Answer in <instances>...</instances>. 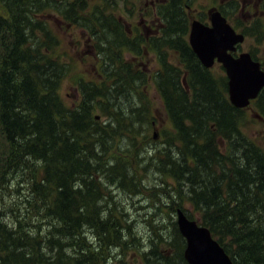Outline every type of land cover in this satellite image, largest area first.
Instances as JSON below:
<instances>
[{
	"label": "trees",
	"instance_id": "1",
	"mask_svg": "<svg viewBox=\"0 0 264 264\" xmlns=\"http://www.w3.org/2000/svg\"><path fill=\"white\" fill-rule=\"evenodd\" d=\"M188 1L152 3L158 27L147 40L109 11L118 0H0V264H103L104 241L124 244V228L131 237L113 190L160 196L137 164L174 181L171 204L208 228L233 264H264V149L242 130L248 108L231 104L227 77L192 50ZM56 13L87 34L99 61L98 80L80 79L71 106L60 94L69 64L49 24ZM144 44L159 57L154 75L125 60ZM150 81L169 121L160 146L143 92ZM252 104L264 120V89ZM21 187L25 214L11 203Z\"/></svg>",
	"mask_w": 264,
	"mask_h": 264
},
{
	"label": "rangeland",
	"instance_id": "2",
	"mask_svg": "<svg viewBox=\"0 0 264 264\" xmlns=\"http://www.w3.org/2000/svg\"><path fill=\"white\" fill-rule=\"evenodd\" d=\"M60 1L62 0H58V2ZM87 1L91 3V7L99 3V0ZM118 1V6L115 8L110 7L109 11L113 9L112 12L118 15L119 21L125 25L129 31V35L136 37L140 34L147 40L152 37L153 31L158 27V24L154 22L152 10L157 4L152 7L151 4L159 0ZM192 1L191 5L187 8L190 28L195 20L205 25L211 24L212 11L221 12L220 10L223 9L232 13L231 21L228 19V23L236 28L237 33L245 35L244 42L239 46V53L252 54L255 61H258L264 67V0ZM188 2V0H183V3ZM49 24L60 42L57 54L69 64V71L61 85L60 94L65 104L69 106L75 105L79 102L80 98V79L85 81L98 80L99 61L94 54L95 51L92 48L91 40L82 29H79L73 23H67L64 17H61L57 13L51 15ZM139 52L141 56H134L135 52L125 53L126 62L135 61L144 72L147 71L151 75H154L160 69L158 55L148 44H144L139 48ZM169 60L176 63L173 53L169 55ZM209 70L215 76L227 77L225 69L220 63L214 64ZM148 85V90L145 88L143 92L146 93L145 101L150 108L151 118H153L152 121L154 123L150 135L155 134L154 137H151L154 139L152 145L160 146L161 138L159 139L158 137H161L165 128L169 127V121L163 111V104L154 83L150 81ZM254 108L255 106L252 104L246 110L242 130L264 149V120L258 116ZM136 168H139L140 172L143 173L144 183L148 187L156 186L160 196L155 197L152 194L144 193L143 197H131L124 189L113 190V197L108 200L110 203H115L117 211L121 210L124 218L130 222L129 232L131 237H128V229L124 228L121 232L124 237V244L115 246L104 241L102 245L103 247H107V251L102 263L187 264L186 261L182 262L181 260L182 257L185 260L186 243L182 242L183 237L180 231L177 234L173 226V222L177 221L179 210L169 200V198H172L169 195L172 193V188L175 185L174 181L171 178H167L166 184H164L161 180L162 176L154 169L149 168L146 172H143L139 164L133 165V169ZM19 192H21L19 195L13 193L11 203L18 206L20 212H24L25 214V200L29 199L30 196L25 187L19 188ZM111 207L113 205L109 204L108 208ZM8 215L13 221V215L10 213ZM146 218H153L152 223L145 221ZM161 223L162 225H167V228L157 226L161 225ZM85 232L87 237L92 240L89 241L95 247H99L101 240L96 237V233H92L87 229ZM109 247L112 248L109 249ZM158 249L161 250L159 256H153L151 251L157 252ZM45 251L49 256L54 254V250L45 249ZM148 251H150L149 254H147Z\"/></svg>",
	"mask_w": 264,
	"mask_h": 264
},
{
	"label": "water",
	"instance_id": "3",
	"mask_svg": "<svg viewBox=\"0 0 264 264\" xmlns=\"http://www.w3.org/2000/svg\"><path fill=\"white\" fill-rule=\"evenodd\" d=\"M212 12L210 26L197 20L192 23L189 43L205 68L211 69L216 62L223 66L230 102L238 109H246L264 89V70L250 53L233 56L245 36L238 34L221 12ZM177 225L187 243L185 259L189 264H233L210 230L189 219L181 209Z\"/></svg>",
	"mask_w": 264,
	"mask_h": 264
},
{
	"label": "flooded vegetation",
	"instance_id": "4",
	"mask_svg": "<svg viewBox=\"0 0 264 264\" xmlns=\"http://www.w3.org/2000/svg\"><path fill=\"white\" fill-rule=\"evenodd\" d=\"M238 49H239V47H238ZM262 69H264V67H262ZM183 261V260H182Z\"/></svg>",
	"mask_w": 264,
	"mask_h": 264
}]
</instances>
